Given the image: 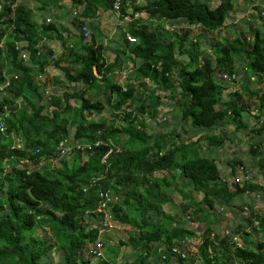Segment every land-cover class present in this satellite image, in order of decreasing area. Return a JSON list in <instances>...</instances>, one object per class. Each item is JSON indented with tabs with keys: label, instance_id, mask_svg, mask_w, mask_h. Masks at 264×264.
Segmentation results:
<instances>
[{
	"label": "trees",
	"instance_id": "obj_1",
	"mask_svg": "<svg viewBox=\"0 0 264 264\" xmlns=\"http://www.w3.org/2000/svg\"><path fill=\"white\" fill-rule=\"evenodd\" d=\"M28 1L0 0V58L4 59L0 85L5 77L10 79L0 98V123L5 125L0 130V264H49L43 257L56 246L51 228L62 234V258L55 264H264V238L234 232L242 245L230 246V237L224 234L227 227L219 233L214 230L213 212L217 205H228L244 194L260 197L257 192L264 191V182L249 180L252 174L240 156L229 162L231 170L225 174L215 158L200 152L202 140L210 152L222 147L228 124L236 131L247 129L249 124L242 118L247 112L253 115V126L246 133L253 140L248 151L259 161L264 159V122L257 121L264 117L262 29L255 27L252 37L238 32L215 41L211 55L198 51L200 33L220 30L241 2L255 0H145L142 6L134 0H71L72 5H84L77 18L99 17L110 9L122 18L131 17L111 61L104 44L92 39L88 44L80 29V35H70L74 39L66 51L53 55L44 40L55 35L65 44L69 36L64 37L54 23L36 22ZM130 5L134 10H128ZM138 10L147 18H135L143 15ZM164 21H181L182 32L162 26ZM83 22L78 18L77 26ZM194 30L200 33L195 35ZM16 46L27 51L25 59ZM235 58L245 61L241 80L230 77L236 73ZM127 61L136 64L135 78L126 85V78L124 83L113 81V74L123 72L119 70ZM47 66L59 69L69 86L60 97L44 93L54 82ZM175 73L178 82L170 85L174 90L169 96L178 98L182 124L185 131L193 129L192 138L176 131L175 140L170 139L172 132L150 134L147 121L156 118L163 102L149 85L164 89ZM216 78L232 84L239 81L236 98L224 102ZM241 92L253 96L256 104L249 108L242 103ZM106 111L122 112V123L106 126L103 119L94 120ZM215 128L222 130L211 132ZM62 140L68 142L65 154L57 148ZM97 140L102 143L95 146ZM109 147L112 151L105 155ZM41 160L53 162L52 168L40 169ZM167 170H173V179L165 176ZM105 193L111 196L110 229L98 210ZM193 193H201V199L196 201ZM171 195L181 197L183 210L191 208L197 228L208 224L202 234L160 220L168 217L164 207L173 201ZM245 203L242 208L249 210L246 218L253 231L264 235V214L251 211ZM118 224L132 228L126 240L112 246L106 234ZM191 235L200 237L196 247L188 242ZM189 245L195 249L190 251ZM125 246L131 254L135 251L133 259H121ZM104 252L107 259L102 260Z\"/></svg>",
	"mask_w": 264,
	"mask_h": 264
},
{
	"label": "rangeland",
	"instance_id": "obj_2",
	"mask_svg": "<svg viewBox=\"0 0 264 264\" xmlns=\"http://www.w3.org/2000/svg\"><path fill=\"white\" fill-rule=\"evenodd\" d=\"M48 3V5L45 4ZM131 2V1H130ZM135 5L142 6L145 3V0H134ZM29 7L32 8V14L33 19L36 22H42L45 21L46 23H54L56 28L62 32V35L65 37L66 33L69 36L65 44L60 42V39H58L55 35H53L51 38L45 39L44 41L47 42V45L54 51L53 55L57 56L59 54H62L64 51H66V47H70V44L73 43L72 38L70 35L72 33L75 35L79 34L78 31H82V27L86 26L88 29L89 34L83 37V39L90 44L91 39L95 42H102L104 44V50H105V56L108 61H111L115 56V51L119 47V44L122 43V37L121 33L124 31L126 32V28L129 25V20H132L131 17L127 16L122 18L119 11L115 10H103L102 14L99 17H92V18H82L78 17L80 20H84V22L81 24V26H77V21L79 11L83 8V3H78L76 5H72L71 0H29L26 2ZM255 4L258 6V8H255ZM254 5V6H253ZM45 6V7H44ZM130 8L128 10H134V5H130ZM116 9V8H115ZM74 10H77L78 14L73 16ZM264 11V0H255L253 4H250L248 1H243L240 3V7L236 12H232L229 18H227L225 25L220 30H216L213 32L208 33H200V31L194 30V34L197 35L198 33L202 34L201 37H199V46L198 51L203 52L206 54L211 55L212 52V44H214L215 41H222L224 37H232L238 32H244L246 36H251L253 33L255 27L259 26L262 29V34L264 35V15L260 14V11ZM140 13L143 15L135 17L143 19L147 18L146 14L143 13L141 10ZM138 14V13H137ZM135 20V19H134ZM162 26L167 27L171 30H174L176 32H182L183 23L181 21H164L161 23ZM80 29V30H79ZM180 30V31H179ZM53 34V32H51ZM92 34V36H91ZM80 35V34H79ZM91 36V37H90ZM90 37V38H89ZM74 39V38H73ZM132 40L133 38L130 37ZM198 39H195L196 41ZM72 40V41H71ZM75 42V40H74ZM26 51V50H25ZM197 51V52H198ZM181 56V55H180ZM179 56V57H180ZM185 57V55H183ZM22 58V57H21ZM200 58V57H199ZM183 60V59H182ZM199 60V59H198ZM184 61V60H183ZM0 62H4L3 58H0ZM235 65H234V71L236 72L237 77H241L243 79V72L245 70V61L239 58L234 59ZM132 68V69H131ZM136 64L133 61H127L124 62V66L119 71L123 72H116L113 74V81L124 83V79L126 78L125 85L128 81L133 80L135 78V69ZM47 70L50 72L51 75H53L52 79H54V82L46 89L45 91H48V93L55 94V96L60 97L64 90L69 89V86L67 85V82L65 81L62 72L54 68L53 66H47ZM4 72L9 75L11 73H8L6 69H4ZM134 75V76H133ZM218 75V74H217ZM219 76V75H218ZM240 78V80H241ZM217 80V78H216ZM57 81V82H55ZM218 84L221 86V90L223 93V101L228 100L229 98L235 97L236 92L234 89L237 86V82H234L233 84L231 82L225 81L223 79L217 80ZM224 81V82H221ZM178 82V75L175 73L172 78H170V82L168 83V86L166 88H159L156 90L158 86L149 85L151 88L153 87V92L156 93V96H160L162 100L163 107H160L156 118L154 119H148V125L150 127V134L155 135L161 133H168L172 132V135L170 136V139L175 140L174 132L176 131L181 132L183 134H186L184 136L185 138H192L194 137L193 129H188V131H185L186 128L183 126L181 118H180V106L181 104L178 102V98L176 96H169V91H173L174 88L170 87L171 84H176ZM255 85L251 86L254 87ZM256 87V86H255ZM101 92L99 93L98 98L101 100L104 99L105 94L102 92L103 87L100 88ZM44 91V93H45ZM47 93V94H48ZM139 93V91L137 92ZM179 93V90L177 91V95ZM5 91L0 89V98L4 96ZM176 94V93H175ZM49 95V94H48ZM173 97V98H172ZM178 97V96H177ZM44 98L46 99L45 95ZM254 97L249 95L248 93H240V101L242 103L248 105L249 108L253 107V105L256 104ZM146 100H148L145 97ZM72 103H74L73 100H70ZM150 101V100H148ZM139 104L140 101L138 100ZM225 102V101H224ZM247 102V103H246ZM137 104V103H136ZM135 106V105H133ZM179 110V112H178ZM111 111V110H110ZM121 115L122 112H113L112 114L108 111L102 113L101 115H98L94 118L96 119H103L105 121V125L109 126L112 121H114V125H119L122 123L121 121ZM7 116V112H6ZM252 113L244 112L242 118L243 121L248 122L249 127L253 126V118ZM101 117V118H100ZM165 117V118H164ZM160 118V121L158 119ZM241 129L239 131H236L233 129V125H227L225 129L227 131H224L223 134L226 135L225 142L222 147H220L216 151H208L204 145L206 144L204 140L200 142L201 151H204L205 155H208V157L215 158L218 161V168L221 173L229 174L231 167L230 163L232 160L236 159V157L240 156L244 159L246 165L248 166L250 174H252L251 179H249L251 182L255 183H263L264 182V159L253 155L250 156V153L248 151L249 144L252 143L251 137L246 134L248 132V129ZM222 129L215 128L211 132H220ZM203 132H197V134H200ZM124 138L126 136L123 135ZM178 141V140H177ZM235 149V151H234ZM263 152H264V146H263ZM58 160H54V162H57ZM260 162L263 164L260 165ZM53 163V162H52ZM52 163L41 160L38 164V167L40 169L42 168H52ZM173 171V170H172ZM172 171L167 170L165 171V176H168L170 179H173L170 174H172ZM239 175V174H237ZM231 176V175H229ZM236 176V175H235ZM231 178V177H230ZM185 190H189L185 189ZM260 193V197L257 196V194H244L238 198H236L235 201L232 203L225 205V204H219L217 205L216 209H214V214L217 215L216 222L214 223V230L216 232H220L224 227L229 228L232 232H237L242 237V234L247 231L249 234L253 236L255 240H261L264 238V235H262L263 232H256L253 231V226L248 222V219L246 217H249V210L248 212H245L242 207L246 205L245 202H249L250 210L255 213H263L264 214V191L263 192H257ZM194 199L196 201L200 200L202 197V194H192ZM172 202L167 203L164 207L165 210V216H168L167 218L160 219L165 224L171 223L176 226H181L185 228H189L190 230H194V235L196 234H202L205 227L208 225L207 223H201L198 226V221L194 219L196 217L195 215L189 214L191 212V208L188 210H183L181 197L177 195H171ZM185 201H187L185 199ZM181 203V204H180ZM200 204V203H199ZM202 205L205 208H208L205 202H202ZM189 214L190 218H186L185 215ZM246 218V219H245ZM177 221H181V225H178ZM207 224V225H206ZM132 227L129 225H122L118 224V226L111 232L107 233L106 236L109 238L108 241L112 246H116L119 240H126L129 231ZM200 228V229H199ZM45 230H49V227L45 228ZM49 234L51 235L52 240H56V246L54 249L50 250L45 254L43 257L46 262L49 264H55L56 262L61 260V252L62 249L59 247L61 243V233L53 230L51 228L49 230ZM194 235L189 236V243L193 244L195 247L196 244L199 243L200 237L196 238ZM184 237H186L184 235ZM198 239V240H197ZM190 251H193L195 248L192 245H189ZM109 251V250H108ZM130 248L123 247L120 251L121 259L124 260H130L133 259L135 256L134 253H130ZM139 249L136 250V255L139 254ZM103 254V253H101ZM195 255V253H193ZM102 260L107 259V253L104 252ZM236 262V261H235ZM199 263L198 261L196 264ZM233 263V262H231Z\"/></svg>",
	"mask_w": 264,
	"mask_h": 264
},
{
	"label": "built area",
	"instance_id": "obj_3",
	"mask_svg": "<svg viewBox=\"0 0 264 264\" xmlns=\"http://www.w3.org/2000/svg\"><path fill=\"white\" fill-rule=\"evenodd\" d=\"M117 4H119V1H115V6H117ZM74 13H75V11H74ZM82 32H83L84 36H87L89 34L88 29H87L86 26L82 27ZM20 47L21 46H16V49H19L20 57L25 59L27 57V51L21 49ZM226 76L227 75H224V77H226ZM236 76H237L236 73H233V74L230 75V77L234 78V79H236ZM14 78H17V76H14ZM251 80L255 81V77L251 76ZM234 82H237V86H240V82L239 81L236 80ZM9 83H10V79L8 77H5L0 89L3 90V88L5 86H9ZM263 86H264V83H263ZM45 93L47 94L48 91H45ZM261 93L264 95V87H263ZM257 121H258V124L263 123L264 122V117H261V119L257 120ZM4 128H5V125H4L3 122H1L0 123V130L3 131ZM101 143H102L101 140H97L96 143H95V146L100 145ZM67 145H68L67 140H62V141L59 142L57 148L59 149L61 154H65V153H67L69 151V148L67 147ZM111 149L112 148L109 147L107 152L105 153V155H109V152L112 151ZM240 169H242V170H240L241 172L244 171L243 167H240ZM110 200H111L110 194L105 193L104 197H103V201L102 200L100 201V206L98 207V210L102 211L104 213V215L106 216V218H107L106 222H104V226L107 227L108 229L113 227V224L110 221L111 215L109 213V209L107 208V203ZM224 234H226V235H228L230 237L229 241H228V244L230 246L234 247L235 245H237V246H241L242 245V243L240 242V237L237 234H235L234 232H232L229 228H225L224 229ZM172 251L177 253V254H179L181 256V258H183V259L186 258V254L181 252L180 249H178L177 247H173ZM164 258H165V256H164ZM192 264H194V263H192ZM235 264H239V263L235 262Z\"/></svg>",
	"mask_w": 264,
	"mask_h": 264
},
{
	"label": "clouds",
	"instance_id": "obj_4",
	"mask_svg": "<svg viewBox=\"0 0 264 264\" xmlns=\"http://www.w3.org/2000/svg\"><path fill=\"white\" fill-rule=\"evenodd\" d=\"M75 11V13L73 12L72 14H73V16L74 15H77L78 14V12H77V10H74ZM77 17V16H76ZM43 22V21H42ZM46 23V22H45ZM85 38V37H84ZM2 86V84L0 85V87ZM2 90V89H1ZM165 118V117H164Z\"/></svg>",
	"mask_w": 264,
	"mask_h": 264
}]
</instances>
